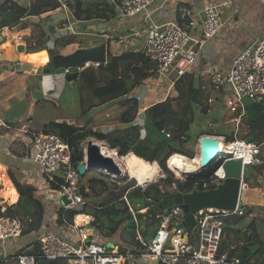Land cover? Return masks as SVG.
Segmentation results:
<instances>
[{
	"label": "built area",
	"instance_id": "1",
	"mask_svg": "<svg viewBox=\"0 0 264 264\" xmlns=\"http://www.w3.org/2000/svg\"><path fill=\"white\" fill-rule=\"evenodd\" d=\"M153 2L154 0H121L119 16L126 18L143 12L148 13ZM232 2L225 0L227 4ZM62 10L64 16L59 21L61 25L56 24L57 31L61 33L59 37L67 34L77 35L74 25L76 18L64 3ZM179 15L183 24H171L165 28L154 25L146 32L143 52L155 63L153 72L158 77H162L170 69H175L180 78L192 71L196 65L197 52L190 46L192 40L190 31L197 25V21L193 20L189 8L185 5L180 6ZM222 25L219 5L206 6L202 21L203 39L200 45L213 39ZM5 30H8V27L1 31ZM22 41L23 38L20 36L15 38V43ZM48 44L49 51L53 43L48 42ZM49 57L51 58L50 54ZM207 78L213 91L224 95L235 128L227 149L222 148L224 155L216 161H220V164L213 178L203 183L205 190L202 192L212 190L210 188L214 185L218 188L223 184L226 178L223 167L225 161L240 159L242 161L241 192L234 209L216 206L198 208L193 212L195 223L190 231L183 225L187 214L182 208L160 209L155 202H152L148 207L131 208L130 215L136 220V241L142 247L138 244L124 246L113 238L107 239L92 224L93 217L84 213L88 205H96L88 202L84 193H88L89 196H94V193L88 187L84 189L86 182H83L84 177H81L77 167L72 164L68 143L55 133L37 130L33 126V118L26 116L19 126L0 122V126L6 128L5 132L0 133V147L11 155L13 149L20 143H25L17 151L25 155V159L40 165L43 169L42 176L40 175L39 180L35 182L38 189H43L44 182L48 185L47 198H50V201H57L60 209L65 212L74 211L79 214L72 222L66 220L63 225H59L56 231L40 235L36 240L40 245L38 253H30L33 249L32 245L5 258L13 260L15 264H37L39 260L51 263L67 260L68 264H250L241 257L240 252H237L243 245L242 241H235L229 250L220 249L223 247L228 221L248 215V209L241 204L243 193L248 188L246 181L248 167L260 168L261 176H264V141L261 143L248 141L244 135L241 136L239 130L248 118L243 99L248 97L254 103L257 98L264 100V38L235 56L229 69H212L207 74ZM140 121L142 125H138L144 128L145 117ZM170 169L177 174L174 169L171 167ZM56 171H60L62 178L55 175ZM185 176L182 173L177 178L183 180L188 177ZM165 177L164 174L159 175V178ZM151 181L143 184L135 181V184L123 187L122 191L126 190L127 194L138 186L144 189L152 183ZM157 181L158 179L153 182ZM159 190L161 194L166 193L162 185L159 186ZM64 198L67 200L66 203L63 202ZM123 199L127 200V197L124 196ZM165 199L166 197H161L157 202ZM79 216H85V221L79 223ZM138 216L144 221L158 225L149 240H145L142 235L146 226L138 224ZM23 231L24 226L19 219L1 216L0 247L4 248L10 241L15 242L22 238ZM187 232L189 237L188 241H185ZM108 242L113 243L112 248L105 247Z\"/></svg>",
	"mask_w": 264,
	"mask_h": 264
},
{
	"label": "crops",
	"instance_id": "2",
	"mask_svg": "<svg viewBox=\"0 0 264 264\" xmlns=\"http://www.w3.org/2000/svg\"><path fill=\"white\" fill-rule=\"evenodd\" d=\"M5 1L7 0H0V5ZM12 1H15L20 6H27L35 0ZM59 1L62 3V6L64 3L74 18H76L74 25L78 32L77 35H66V33H62V35H66L62 37L72 40V43L60 50V53L64 55L71 54L79 48L94 47L102 43L107 44L108 53L116 56L125 52L143 51L147 30L154 25L165 28L171 24H183L179 15V8L180 6H187L193 20L197 21V25L190 31L192 38L190 46L191 48L195 46L197 62L194 69L189 73L194 74L206 89V86H209L211 89V84L207 78L210 70L215 68L222 70L229 69L235 56L253 46L258 40L264 38V0H232L233 2L230 4L225 3V0H154L148 13L143 12L136 16L126 18L119 16L121 0ZM210 4L219 5V13L223 25L213 39L205 42L201 46L200 42L203 39L202 21L204 18V8ZM62 12L61 7L60 9L49 11L40 16L28 17L22 23V26H27L26 28L20 29L22 26H17L0 31V62L5 66L4 72L0 73V122L7 123L11 126H19L23 122V119L29 116L34 120V128L41 131L52 121H66L69 124L82 127L97 115L104 113L105 117L109 116V108L111 106H120L119 100L104 104L98 101L87 115H83L77 96L69 94V103L71 106L77 108V115L71 119H46L47 121L42 126L37 127L35 125L37 123L34 114L36 109L45 104L44 102L51 103L60 100L63 95V87L70 81H67L66 74H54V68L53 70L45 72V67L50 61L49 51L47 49L46 51H39L42 53L41 55L31 57L27 53V48L28 46H34L42 34L46 35L48 42L51 44H54L56 39L62 38L59 37L61 33L57 31L56 25L64 16ZM36 31L39 33L37 41L36 38H32ZM19 36L23 38V41L21 43H15V38ZM45 54H47L46 60H41ZM15 63H28L33 66L37 65V68L42 67L41 75L37 76L25 71H11L9 66ZM173 70L177 75L176 70ZM157 79H159L157 76L149 77L130 94L132 98H136L139 101V109L133 122L134 125H142V121L140 120L144 119L145 111L148 107L166 99L162 98L164 94H160L158 89V84H165V82L163 80L160 82L161 80L158 81ZM177 79L178 76L172 79L168 85V89L171 91L170 93L174 96L176 94L174 83ZM72 82L74 81L70 83L72 84ZM33 91H37L40 97L35 96ZM149 95L150 99L148 97ZM218 98L225 102L223 94H219ZM118 112L119 114L123 112L122 106L121 108L119 107ZM118 125L123 127L120 122ZM244 127L246 128V132L250 130L246 123ZM114 128H116L114 124L107 122L99 132H108ZM0 130V133H2L6 131V128L0 126ZM24 145L25 143H20L13 149L14 151L11 155L9 152H5L3 147H0V158L3 160L0 165L2 169L4 168L1 171V175L8 178V180L5 179L6 184H2L3 188L0 190L2 196L0 195V197L1 199L3 197L5 204H11L10 206L15 204L19 198V193L9 175L10 172L18 181L32 185L35 188L37 197L43 201L45 217L39 231L23 235L22 238L15 242L10 241L4 248L0 247V264H15L13 260H7L5 256H10L16 251L30 248L40 235L56 231L57 227H59L57 220L60 204L57 201H50V198H47L49 194L47 184L43 182V189H38V185L35 182L39 180L40 175L42 176L43 169L40 165L25 159V155L17 151L20 146L23 147ZM256 178L252 179L248 184V188L254 187L253 192L255 194V200L251 206L256 205L264 209V176L258 175ZM83 180H85L83 182H86L84 185L86 186L88 176L86 175ZM253 181L259 184L252 186ZM2 206L3 210H5L6 206ZM253 210L256 211L254 208ZM254 211L251 216L249 214L246 215L247 217H252V220L247 224L244 222L245 216L235 217L233 220L228 221L223 240V250L231 249L234 242L240 240L243 245L241 248H238L237 252L242 251L243 248H249L250 251L245 250L248 251V256L250 257L249 263L264 264L262 261L264 255L261 257L258 254L260 245L256 244V238L247 240L245 236V233L249 234L252 231L255 234H259L258 240L264 248L263 236L258 225H256ZM253 220H255V226L252 228L250 225L253 223ZM112 238L120 241L124 246L129 245L128 242L121 240V232Z\"/></svg>",
	"mask_w": 264,
	"mask_h": 264
},
{
	"label": "trees",
	"instance_id": "3",
	"mask_svg": "<svg viewBox=\"0 0 264 264\" xmlns=\"http://www.w3.org/2000/svg\"><path fill=\"white\" fill-rule=\"evenodd\" d=\"M61 7L62 3L59 0H35L27 6H20L15 1L7 0L0 5V31L5 27H21L23 21L28 17L40 16ZM26 27L23 25L20 29ZM70 43H72L70 38L56 39L49 50L51 57L59 54L60 50ZM48 46V39L45 34H42L34 46H28L27 53L31 57L39 56L42 54L40 52L48 49ZM0 66H4V64L0 62ZM154 68L155 63L143 51L125 52L118 56L108 53L105 64L91 65L82 69L78 78L74 81L77 85V100H79L83 115H87L95 106L93 98L103 104L119 100L120 106L123 108L119 122L123 127L117 126L108 132H94L93 129L86 128L87 126L78 127L66 121H52L43 130L44 132L57 134L68 143L71 149L72 164L75 167L84 160L83 141L88 136H94L98 140L105 141L111 149L117 150L123 157L134 153L158 167L162 174L166 176L165 178H159L157 182L150 183L144 189L138 186L127 194L126 190H123L120 194L111 196L106 202L100 205H88L84 210V213L93 217L92 224L105 237L112 238L121 232V240L129 244H138L140 247H142L141 244L136 241L137 229L128 227V222L132 218L130 215L131 208L148 207L161 197L171 198L179 192L184 194L202 192L205 190L202 186L203 183L213 178L214 172L220 164V161L215 162L199 175L188 176L183 180L177 178L168 166L169 159L176 154L194 158L195 151L191 144L193 136L191 129L193 126H196L198 131V127L206 126L209 120L213 124L221 125L219 111L216 112L217 114L211 112V107L207 104L210 99L209 92L194 74L186 73L175 81V96L166 98L146 109L144 128L133 124L139 109V101L132 98L130 94L144 80L156 75L153 72ZM49 70H53L51 61L45 67V72ZM254 110L257 120L250 121L248 118L246 119V124L250 130L245 133L244 138L248 141L261 143L264 141V103L258 104L255 102ZM208 127L209 125L206 126L207 130L202 133L203 135H224L221 134L219 127L217 130L210 128L211 125ZM225 136L227 141L231 140L230 136L226 134ZM251 168L250 177L247 176L246 172L248 184L252 179H257L256 176L262 174L260 168ZM91 173L95 176L91 177ZM9 175L19 193V200L12 206L6 207L4 211H2L3 206L0 204V217L6 216L19 219L24 226L23 235L39 231L43 225L45 209L36 195L35 188L32 185L18 181L10 172ZM1 177L2 175L0 180ZM88 177L87 185L84 188H90L95 197L110 191V179L112 180V178L106 174L89 172ZM161 185L166 189L165 194H161L159 190ZM53 187L55 186L53 185ZM2 188L0 182V190ZM215 188L217 187L214 185L210 189ZM124 196L127 197V200L123 199ZM1 201L0 198V203ZM89 209L92 210L89 212ZM248 213H253V208H250ZM77 214L79 213L74 211L65 212L60 209L57 223L63 225L66 220L72 222ZM137 218L139 225L146 226L142 235L145 240H149L157 229V223L144 221L141 216ZM254 222L255 220H253L250 227L255 226ZM245 236L247 240L256 238V244L260 245L258 254L262 257L264 248L258 240L259 234L252 231L249 234L245 233ZM32 245L33 249L30 253H38L39 242L35 241ZM220 250L222 251L223 247ZM245 250L250 251L249 248H243L239 252L241 257L249 262L250 257H246L249 254ZM262 261L264 262L263 257ZM52 264H68V262L67 260L52 261Z\"/></svg>",
	"mask_w": 264,
	"mask_h": 264
},
{
	"label": "water",
	"instance_id": "4",
	"mask_svg": "<svg viewBox=\"0 0 264 264\" xmlns=\"http://www.w3.org/2000/svg\"><path fill=\"white\" fill-rule=\"evenodd\" d=\"M67 1V0H64ZM108 58L107 44L102 43L100 45L88 48H79L73 53L55 54L50 58L51 65L54 68V74L65 75L67 81H75L79 72L82 69L87 68L91 64H105ZM9 68L13 71H25L34 75H41L42 67H34L28 63H15ZM243 104L247 111V116L250 121H256L257 115L254 110V101L248 97L243 99ZM223 141L218 136L203 135L199 141L200 149V164L193 173H184L188 176H197L202 171L212 166L220 156H223L222 151ZM110 148V147H109ZM111 149V148H110ZM112 150V149H111ZM85 158L77 165V171L81 177H85L87 172H94L97 174L104 173L108 177L118 181H122L123 170L114 160V158L104 154L101 150V146L98 141L89 139L87 141V147L84 151ZM117 155L121 156V153L117 151ZM229 156L228 154H225ZM187 168L188 166H184ZM224 170L226 172V178L218 188L212 189L206 192H193L189 194L176 193L171 198H166L162 202H155V205L160 209L180 207L187 214L186 220L183 225L190 231L192 230L195 220L193 212L198 208H204L209 206H216L227 209H234L236 207L238 197L241 192V168L242 161L240 159H230L224 162ZM55 175L62 178L60 171H56ZM135 181L133 180V183ZM19 200V198H18ZM17 200V201H18ZM63 202L67 200L64 198ZM129 228H136V220L131 218L128 222ZM189 232L185 234V241H188ZM106 248H112L113 243H106ZM37 264H52L46 260H39Z\"/></svg>",
	"mask_w": 264,
	"mask_h": 264
},
{
	"label": "rangeland",
	"instance_id": "5",
	"mask_svg": "<svg viewBox=\"0 0 264 264\" xmlns=\"http://www.w3.org/2000/svg\"><path fill=\"white\" fill-rule=\"evenodd\" d=\"M57 24L61 25L60 22H57ZM69 35H71V34H69ZM38 37H39V33L37 31H36V33L34 32V35H33L32 38H36V41H37ZM27 38H29V37H27ZM27 38H26V40H27ZM49 54H50V52H49ZM3 70H4L3 66H0V73L4 72ZM176 76L177 75L175 74L173 69L168 70L162 77H160V76L158 77L157 76V78H159V79H157L158 81L161 80L160 82H162V80H163V82H165V84H163V83L158 84V89L160 91L159 93L160 94H164L162 98H170V97L174 96V95H172L170 93L171 91H170V89H168V85L171 83L172 79H174ZM206 87H207V91L210 94V99L208 100L207 104L211 107V112L216 113V112L219 111L218 113L220 114V117H221V119H220L221 120L220 121L221 125L213 124V122H210V120H209L207 122L206 126L209 125V127H210V125H211L210 128L216 129V130L219 127L220 131L222 132L221 134H224V135H220L219 137L222 138L223 142L225 143L224 147L226 148L227 145L229 144V142L227 141V138H226L225 134L230 136V139H231L233 137V130L235 128V125L233 123V116L231 114H229V112L227 110L226 103L224 102V100L223 101L220 100V102H218L219 101V98H218L219 94H217L216 92L213 91L212 86H211V89H210L209 86H206ZM33 92H34L33 94L35 96L40 97V95H39V93H37V91H33ZM69 94H72V95H75V96L77 95L76 83H74V82H72V84L70 82L66 83L65 86L63 87V95H62L61 99L58 100L57 102L56 101L51 102V103L50 102H44L45 104L39 106L36 109L34 114L36 116L37 123L35 125L37 127L42 126L47 121L46 119H53V120H56V119L63 120V119H68V118L71 119L75 115H77L76 114L77 113V108L74 107V106H71L70 103H69ZM160 96H162V95H160ZM215 96H217V98H215ZM148 97L150 99V95ZM92 100H93L94 103L98 102V100H96L95 98H93ZM256 102L258 104H261V103H264V100L257 98ZM119 107L121 108V106H119V105L118 106L117 105L111 106L109 108L110 109V111H109L110 115L109 116L105 117V114L103 113V114L97 115L96 117H93L92 120L90 119L88 122H86V125H85V126H87L86 128H88L90 130L93 129L94 132H99L100 129L102 128V126L106 125L107 122L111 123V124H114V127L115 126L116 127L119 126L118 125L119 124V117L121 115V113L119 114L120 111L118 112ZM91 112H93V111H91ZM92 114L94 115V113H92ZM206 126L202 125L200 128L198 127V131L196 130V126H193L192 129H191V131H192L191 134L193 133L191 144H192L193 150L195 151L194 158L196 156L200 155L199 141H200L201 137L203 136L202 133L207 130ZM239 130H240L241 136L245 135L246 128L244 126L243 127L240 126ZM89 139H93V140L98 141L100 146H105L107 148V150L106 151L105 150L102 151L104 154H111V153H113L112 152L113 150L117 153V150L109 149V146H108V144L105 141L98 140L94 136H88V138H86L83 141L82 146L84 147V151H85V149L87 147V141ZM176 155H178V154H176ZM118 157H119V160H120V164L119 165H120V167L123 170V176L125 178L122 179V181H118V180H115V179L113 180V178H112V180L110 179V186H109L110 187V191L108 193H105V194L101 195V196L94 197V196H89L88 193H84V195L86 196L88 202H91L92 204L95 203V204L100 205V204L106 202L111 196L120 194L122 192V188L123 187L131 185L133 183V178L130 176V174L124 168V162H123V159H122L123 156H118ZM184 157H186V156H184ZM84 158H85V155H84ZM187 158H188V160H190L189 157H186V159ZM170 159L168 161V166H169V168L170 167L172 168V164L170 163ZM191 159H193V158H191ZM2 162H3V160L0 158V163H2ZM176 162L177 161L175 160L173 163L176 164ZM2 170H4V168L0 169V176L2 174L1 173ZM175 172L178 175L180 174L177 171H175ZM250 172H252L251 166H249L248 169H247V176L248 177H250V174H251ZM88 174H89V172L86 173L87 176H88ZM161 174H162V172L160 170L159 175H161ZM177 174H175L176 177H178ZM159 175H157L155 177L156 179L154 178L153 181L159 179ZM93 176H95V175L91 173V177H93ZM186 176H188V175H186ZM5 178H6V176H4V178L2 176L1 180H0L1 184H3V185L6 184V180H8V178L6 180H5ZM153 181H151V182H153ZM257 184H259V183H256V181L252 182V186H255ZM253 188L254 187H250V188L246 189L247 191H244V193H243L244 194L243 195L244 198L242 199L241 204L243 206H246L248 211H249L250 208L256 209V211L253 210L254 214L256 215V218H255L256 219V225H258V228L261 231L262 236H263V240H264V209H262V208H260L259 206H256V205L251 206L254 203V200H255V194L253 192V190H254ZM0 195L2 196L1 192H0ZM4 202H5V200L2 197V201L0 203L1 205H4L6 207L11 205L9 203L5 204ZM91 210L92 209H89V212ZM248 214H249V216L252 215V213H248ZM244 220H245L244 221L245 224H247L248 222H250V220H252V217H247L246 216V217H244ZM124 237H126V235H124ZM254 251H255V249H254Z\"/></svg>",
	"mask_w": 264,
	"mask_h": 264
},
{
	"label": "bare ground",
	"instance_id": "6",
	"mask_svg": "<svg viewBox=\"0 0 264 264\" xmlns=\"http://www.w3.org/2000/svg\"><path fill=\"white\" fill-rule=\"evenodd\" d=\"M193 49L195 50V46H193ZM42 58L43 59H41V60L45 61L47 58V54L43 55ZM37 60H39V59H37ZM222 148H224V145H222ZM101 150L106 151L107 148L105 146H101ZM112 152L113 153L106 154V155L114 158V160L119 165L120 160H119V157L117 156V153L114 150ZM122 159L124 162L125 170L130 174V176L134 179V181L138 182L139 184H143L145 182H149V181L153 180L160 173V169L158 167H156L152 163H149L148 161L143 160L142 158L138 157L134 153H131L128 156L123 157ZM175 160L177 161L176 164L173 163ZM170 163L172 164V168L180 174H182V173H193L196 171L197 166L200 164V155L196 156L193 159L190 158V160H188V158L186 159V157L181 156V155H174L170 159ZM185 165L188 167L185 168L184 167ZM85 219H86L85 216H79L78 217L79 223L85 221Z\"/></svg>",
	"mask_w": 264,
	"mask_h": 264
},
{
	"label": "clouds",
	"instance_id": "7",
	"mask_svg": "<svg viewBox=\"0 0 264 264\" xmlns=\"http://www.w3.org/2000/svg\"><path fill=\"white\" fill-rule=\"evenodd\" d=\"M91 65H94V64H91ZM155 76H157V75H155ZM85 126V125H84ZM219 137V136H218ZM182 156V155H181Z\"/></svg>",
	"mask_w": 264,
	"mask_h": 264
}]
</instances>
